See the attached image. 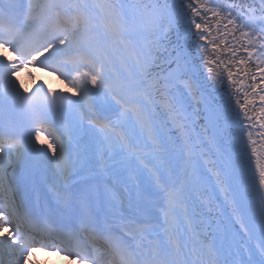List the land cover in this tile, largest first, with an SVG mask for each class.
<instances>
[{"label":"snow or ice","instance_id":"obj_1","mask_svg":"<svg viewBox=\"0 0 264 264\" xmlns=\"http://www.w3.org/2000/svg\"><path fill=\"white\" fill-rule=\"evenodd\" d=\"M37 252L264 264V0H0V264Z\"/></svg>","mask_w":264,"mask_h":264},{"label":"bare ground","instance_id":"obj_2","mask_svg":"<svg viewBox=\"0 0 264 264\" xmlns=\"http://www.w3.org/2000/svg\"><path fill=\"white\" fill-rule=\"evenodd\" d=\"M40 259H41V256H39L38 254H34L33 256L30 257L31 263H35V264H37Z\"/></svg>","mask_w":264,"mask_h":264}]
</instances>
